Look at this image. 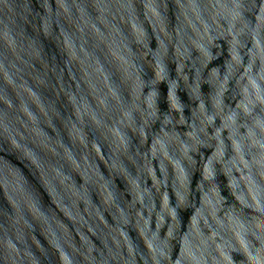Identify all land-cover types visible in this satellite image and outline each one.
I'll return each instance as SVG.
<instances>
[{
	"label": "water",
	"instance_id": "obj_1",
	"mask_svg": "<svg viewBox=\"0 0 264 264\" xmlns=\"http://www.w3.org/2000/svg\"><path fill=\"white\" fill-rule=\"evenodd\" d=\"M0 264H264V0H0Z\"/></svg>",
	"mask_w": 264,
	"mask_h": 264
}]
</instances>
